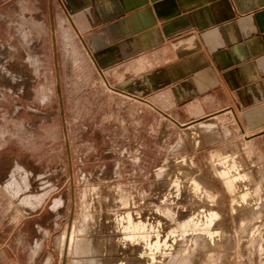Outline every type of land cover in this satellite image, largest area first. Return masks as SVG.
Listing matches in <instances>:
<instances>
[{
	"label": "rangeland",
	"instance_id": "rangeland-1",
	"mask_svg": "<svg viewBox=\"0 0 264 264\" xmlns=\"http://www.w3.org/2000/svg\"><path fill=\"white\" fill-rule=\"evenodd\" d=\"M90 43L58 0H0V264H264V132L176 125Z\"/></svg>",
	"mask_w": 264,
	"mask_h": 264
},
{
	"label": "crops",
	"instance_id": "crops-1",
	"mask_svg": "<svg viewBox=\"0 0 264 264\" xmlns=\"http://www.w3.org/2000/svg\"><path fill=\"white\" fill-rule=\"evenodd\" d=\"M58 1L109 90L181 127L228 115L264 132V0Z\"/></svg>",
	"mask_w": 264,
	"mask_h": 264
},
{
	"label": "bare ground",
	"instance_id": "bare-ground-1",
	"mask_svg": "<svg viewBox=\"0 0 264 264\" xmlns=\"http://www.w3.org/2000/svg\"><path fill=\"white\" fill-rule=\"evenodd\" d=\"M85 241V240H84ZM87 242H88V240H87ZM79 246H81V245H84L85 244V242H83V241H81V242H79Z\"/></svg>",
	"mask_w": 264,
	"mask_h": 264
}]
</instances>
